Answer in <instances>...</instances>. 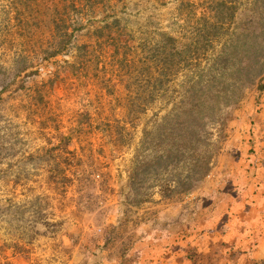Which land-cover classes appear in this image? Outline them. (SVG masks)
<instances>
[{
    "label": "rangeland",
    "instance_id": "rangeland-1",
    "mask_svg": "<svg viewBox=\"0 0 264 264\" xmlns=\"http://www.w3.org/2000/svg\"><path fill=\"white\" fill-rule=\"evenodd\" d=\"M220 1L0 0V264H95L84 251L99 252L104 231L133 236L159 222L161 205L187 200L164 197L161 184L173 187L188 162L154 174L138 194L129 182L138 163L174 144L160 132L201 87L217 111L202 143L209 174L243 166V107L261 100L238 65L225 69L217 56L261 26L254 0H231L234 17ZM164 34L190 45L187 59L166 60ZM223 73L225 84L212 83ZM225 88L238 102L224 103Z\"/></svg>",
    "mask_w": 264,
    "mask_h": 264
},
{
    "label": "crops",
    "instance_id": "crops-1",
    "mask_svg": "<svg viewBox=\"0 0 264 264\" xmlns=\"http://www.w3.org/2000/svg\"><path fill=\"white\" fill-rule=\"evenodd\" d=\"M258 94L261 101L255 108L243 107L249 119L246 143L253 137L256 153L241 152L242 167L212 171L182 201L194 199L193 207H182V202L161 205L159 222L143 230L137 264H264V91ZM238 132L242 136L240 128ZM244 158L253 163L248 174ZM185 245L189 252L182 250Z\"/></svg>",
    "mask_w": 264,
    "mask_h": 264
},
{
    "label": "trees",
    "instance_id": "trees-1",
    "mask_svg": "<svg viewBox=\"0 0 264 264\" xmlns=\"http://www.w3.org/2000/svg\"><path fill=\"white\" fill-rule=\"evenodd\" d=\"M231 0H221L218 3L219 7H225L230 11L231 17L235 15V7L232 5ZM254 5L256 10H258L259 24L261 26L260 34H255L253 39H248L247 34L243 33L238 41H232L229 45L224 44L220 49L217 59L225 69H230L232 65H238L234 70L238 72V79L245 86L256 85L257 90L260 92L264 91V0H254ZM233 19V18H232ZM222 20V19H221ZM219 18L216 19L214 27L221 21ZM228 21H222L221 23H226ZM57 30L60 31L59 25L56 26ZM167 38L164 47V53L166 54V60L177 55L181 56V59H187L184 55L190 52V45L183 44L181 47L176 45V38L164 34ZM67 37L69 35H66ZM261 37V39H259ZM71 40V37H69ZM58 51L54 52L56 55ZM168 63V61L166 62ZM233 71L230 75L233 78ZM168 71L165 72V75ZM236 76V78H237ZM222 82L225 84V73L221 76L215 75L212 77V83ZM232 82L229 81V85ZM228 85V86H229ZM200 90L203 87L199 88ZM223 101L226 105H230L232 102H238L235 92L229 93V88H225ZM197 90L193 94L194 104L183 110L174 113L173 119L170 123L164 124L163 131L160 132L161 142L164 143L166 140L171 138L174 144L165 146V151L162 154L156 155L152 160H143V162L138 163L133 169L131 180L129 185L133 188L135 194L140 193L143 184L149 180L154 174H159L161 170L168 169L172 164L177 166L180 163L188 162L189 169L185 172L178 173L177 179H174L175 185L172 187L170 180H166L161 184V190L164 192V197H169L173 193L185 194V196L190 195L195 190L201 180H203L210 172L211 166V156L207 153L205 144L207 143V128L206 125L209 120H216L217 111L213 105L206 104L208 100V95L204 91ZM202 92V94H201ZM154 95H152L153 97ZM217 102H221L220 95L217 97ZM169 117V116H168ZM167 117V118H168ZM254 115L251 116V118ZM166 120V117H165ZM253 127L251 126L250 134L253 135ZM249 155H254L256 153V147L253 143V137L250 138L249 142ZM249 156V157H250ZM251 158H248V163ZM251 165V166H252ZM246 170L248 174L251 169L250 165ZM134 202H139L137 197L131 198ZM125 223L120 222V224H112L113 228H117L119 225ZM115 231V230H114ZM114 231H104L105 235H102L103 246L100 247V251H95V249H85L84 252L92 259H95V264H100L103 261L107 262H118L124 263L126 261L139 262V244L143 241V231L138 233L136 231L133 236L127 234L118 236ZM143 234V235H142ZM135 236H137L135 238ZM183 251L188 252L191 250L189 245L182 246ZM92 251L96 252L93 253ZM83 264H88L83 263ZM137 264V263H136Z\"/></svg>",
    "mask_w": 264,
    "mask_h": 264
}]
</instances>
